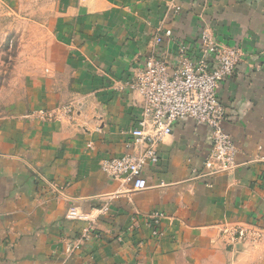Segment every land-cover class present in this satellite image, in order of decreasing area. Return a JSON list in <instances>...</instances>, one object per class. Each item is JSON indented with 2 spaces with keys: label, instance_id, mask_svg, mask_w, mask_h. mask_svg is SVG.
Segmentation results:
<instances>
[{
  "label": "crops",
  "instance_id": "obj_1",
  "mask_svg": "<svg viewBox=\"0 0 264 264\" xmlns=\"http://www.w3.org/2000/svg\"><path fill=\"white\" fill-rule=\"evenodd\" d=\"M203 28L244 54L216 91L236 166L207 174L210 130L183 119L143 167L144 190L110 179L100 162L129 151L141 110L122 83L156 34L173 37L160 41L171 55ZM44 53L25 105L0 117V264H264V0H57ZM64 104L69 118L29 116ZM71 205L95 217L88 238ZM155 211L159 237L145 225Z\"/></svg>",
  "mask_w": 264,
  "mask_h": 264
},
{
  "label": "built area",
  "instance_id": "obj_2",
  "mask_svg": "<svg viewBox=\"0 0 264 264\" xmlns=\"http://www.w3.org/2000/svg\"><path fill=\"white\" fill-rule=\"evenodd\" d=\"M164 39L172 40L173 37L168 33L154 36L150 53L122 83L124 88L136 92L141 99L139 118L129 130L131 138L126 144L129 151L100 162V169L106 176L122 184L130 183L135 191L146 188L143 167L157 162V145L183 119L204 124L210 130L211 149L203 162L207 174L226 173L236 166L234 158L237 148L226 131V109L216 91L221 80L233 75L237 64L243 60L241 48L225 40L218 41L209 28L202 29L197 45L176 41V48L171 55L160 49ZM72 114V106L64 104L53 110H36L29 116L41 121H60ZM42 181L53 187L47 180L42 178ZM103 212L97 210L98 214ZM163 216L156 211L148 216L149 221L145 225L151 227L154 237L161 234L156 227ZM65 217L88 223L82 231V238L92 235L91 225L95 217L91 213L71 205ZM228 231L232 236L246 233L240 228L224 232ZM94 236L98 237L97 234ZM73 247L74 244L69 245L66 252Z\"/></svg>",
  "mask_w": 264,
  "mask_h": 264
},
{
  "label": "rangeland",
  "instance_id": "obj_3",
  "mask_svg": "<svg viewBox=\"0 0 264 264\" xmlns=\"http://www.w3.org/2000/svg\"><path fill=\"white\" fill-rule=\"evenodd\" d=\"M57 0H11L0 10V117L25 105L40 72Z\"/></svg>",
  "mask_w": 264,
  "mask_h": 264
}]
</instances>
